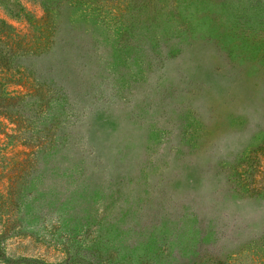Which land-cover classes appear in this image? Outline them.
I'll list each match as a JSON object with an SVG mask.
<instances>
[{
	"label": "rangeland",
	"instance_id": "rangeland-1",
	"mask_svg": "<svg viewBox=\"0 0 264 264\" xmlns=\"http://www.w3.org/2000/svg\"><path fill=\"white\" fill-rule=\"evenodd\" d=\"M0 264H264V0H0Z\"/></svg>",
	"mask_w": 264,
	"mask_h": 264
}]
</instances>
